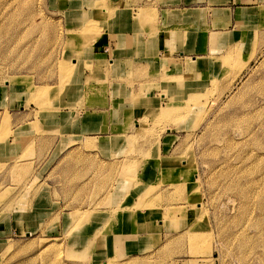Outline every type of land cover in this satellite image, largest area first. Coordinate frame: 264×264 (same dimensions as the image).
Wrapping results in <instances>:
<instances>
[{"label": "rangeland", "instance_id": "obj_1", "mask_svg": "<svg viewBox=\"0 0 264 264\" xmlns=\"http://www.w3.org/2000/svg\"><path fill=\"white\" fill-rule=\"evenodd\" d=\"M129 3L0 0V264H264V6L247 45L200 63L210 69L207 73L197 72L198 63L191 57V70L182 66L175 74L170 70L173 60L165 56L160 71L152 68L146 73L144 93L139 94L137 74L124 73L116 62L111 65L112 91L127 88L138 93L127 91L128 96L117 94L114 100L127 98L139 109L133 122L124 123L113 135L118 140L115 149L106 152L113 159L110 167L98 162L97 174L87 182L98 178V187L105 185L108 169L118 184L114 186L144 189L134 207L162 211V238L149 233L150 238L138 240L140 254L129 253L136 248L132 246L123 258H114L111 249L122 240L114 245L106 237L108 218L98 219L113 217L118 210L109 215L95 210L107 205L106 193L100 198L103 204L95 202V193L86 197L85 209L73 208L65 223L57 214L61 209L51 203L46 222L30 223L32 229H27L26 217H42V209L32 208V203L36 197L41 201L43 177L44 188L55 183L48 168L54 170L77 141L57 144L41 167L44 156L36 159L35 152L43 145L33 150V137L16 134L32 118L33 128L41 132L40 120L64 116V109L87 107L92 90L94 102L103 104L105 80L92 75L99 64L82 60L104 47L114 57L108 29L122 15L147 16L150 22L157 16L155 11L133 10ZM101 71L106 75L107 68ZM83 146L80 156L91 147ZM153 157L156 162L150 161ZM156 167L163 178L146 188L153 176L147 171ZM164 182L171 185L166 193L170 199L157 192ZM83 185L77 187L80 192L89 188ZM50 194L57 200L54 190ZM93 220L98 222L92 224ZM89 238L95 247L87 246Z\"/></svg>", "mask_w": 264, "mask_h": 264}, {"label": "crops", "instance_id": "obj_2", "mask_svg": "<svg viewBox=\"0 0 264 264\" xmlns=\"http://www.w3.org/2000/svg\"><path fill=\"white\" fill-rule=\"evenodd\" d=\"M129 4L128 7L133 8V10H147L151 13L155 11L157 16L151 21L153 26L147 16L122 15L121 21H113L111 28L108 29V34L111 36L109 45H111L112 50L116 53L114 57L111 58L109 53H107V48L104 47L100 49L99 54L82 60L83 63L86 61V63L99 64L97 67L98 71L93 72L92 75L95 80H105L106 88L103 89L105 92L101 91V94L105 95L103 104L98 105V103L94 102L95 99L92 96H95V93L92 90L89 92V101L91 100V103L87 107H75L70 110L64 109L61 111V113H64V116L59 114L51 121L39 119L40 130L41 128L43 129L41 132L35 131L33 128L31 123L34 122V118H32L24 122L21 125V130L19 129L20 134H16L19 137H33L36 143L33 150L38 143L39 145H43L42 147L36 146L41 152H35L36 159H41L44 156L41 167L49 160L57 144H61V142L65 143L70 139L77 141L72 144L76 146L68 151L66 150L58 160L54 170H51L53 167L48 168V172H50L47 175L51 174L56 178V185L54 183L53 186H49L51 187L50 189L57 193L58 198L57 200L51 198L50 189H46L49 186L44 188L46 177H43L40 189L41 196L39 197L41 201L36 197L32 203V208L42 209V217L39 218L36 214L32 219L26 217L24 221H26L27 229H32L31 226H28L30 223L44 224L46 222L44 216H50L48 210L51 203H54L55 207L61 209V211H57V214H59L61 221L65 223L68 220L66 216L69 215V212L73 208L82 209L87 206L82 204L83 201H87L86 197L95 193V202L103 204L100 198H103L104 193H106L104 201L107 205L95 210L97 212L101 211L105 215L114 212L115 208L118 210L115 216L112 215L113 217L109 215L106 218L98 219V221H103L108 218L107 222H104L107 227V230H105L106 237L114 241V245L122 240L119 246L113 250L111 249V255L114 258H116L115 254L123 258V255L128 252L126 249L132 246L136 248H132L129 253H134V250L138 252V249H142L137 247L141 246V241L138 240L150 238L149 233H153L152 237L154 238H162L161 233L164 230V223L163 219L159 220V217L163 215L162 211H158L157 209L145 211L134 207L139 193L142 192L140 190L144 189H139L137 188L138 186L129 188L123 185L114 186L118 184L114 182L112 170L108 171V169H104L106 171L107 182L101 187H98V178L90 180V183L87 182L90 177L97 174L98 162H104L108 165L107 168L110 167L109 164L112 163L113 159L110 154L106 155V152L110 153L114 150L117 144L116 141L118 140V137L113 138V135L119 133L118 130L124 123L133 122L131 119L134 118V114L139 109L138 107H131L127 98V101L124 102L120 101V99L114 100L113 96L117 94L128 96L130 91L131 94L138 93L134 89L127 88L125 90L129 93L127 91L121 93L112 91L113 68H111V65L116 62L119 66L118 69H123L124 73L127 72L126 74L128 75L136 73L138 89L141 90V92L139 90V94L142 93V90L144 93L146 73L151 72L152 68L155 73L158 70L160 71L161 68H158L161 67L160 60L165 56L174 62L170 70H176L175 74H180L181 72L178 70V67H188L184 68V70H191V63L188 60L191 57H195L199 67L200 63H206L211 56L220 57L217 53L234 50L239 45L241 47L247 45V40L252 38V32L259 25V13L262 12L261 7L264 6V1L167 0L162 3L158 0H130ZM168 13L175 15L167 17ZM118 48L121 50V55L117 54ZM103 66L107 68L106 75L102 71L99 72L105 68ZM209 71V68L199 67V71L197 72L207 73ZM83 73L84 76L88 75L86 71H83ZM113 101H116L117 104ZM71 119H74L72 121L74 123L72 124L70 123ZM53 131H62V134ZM112 138L113 140L110 141ZM84 144H90L91 147H85L86 150L83 151L84 155L80 156L79 153H82L80 149H83ZM19 151L15 155L19 156ZM37 153H40V155ZM150 161L156 162V158L153 157ZM144 170L147 169L145 168L142 171ZM149 172H152L153 176L150 178L151 183L146 188L157 186L156 182H159L163 178L157 167L151 169V171L149 169L147 173ZM163 181L164 179L161 182ZM48 182H51V180L48 179ZM82 184H84L83 186H89V188L80 192L77 187H81ZM144 186L146 185L144 184ZM170 186V184L164 182L157 189V192L162 193L163 199H170V195L166 194L171 192ZM140 187L142 186L140 185ZM167 187L169 190L166 189ZM108 193L110 194L109 196ZM113 197H119V199L117 201L109 199ZM163 204L164 202L162 205L160 204L162 208L165 206ZM131 214L134 221L130 216ZM98 221L93 220L92 224ZM138 253L140 254V252Z\"/></svg>", "mask_w": 264, "mask_h": 264}, {"label": "bare ground", "instance_id": "obj_3", "mask_svg": "<svg viewBox=\"0 0 264 264\" xmlns=\"http://www.w3.org/2000/svg\"><path fill=\"white\" fill-rule=\"evenodd\" d=\"M242 14V13H241ZM184 89V88H183ZM166 108V107H165ZM177 109V108H176ZM188 109V108H187ZM175 110V109H174ZM175 111H177V110H175ZM178 111H180V109L178 110ZM89 145V144H88ZM168 163H169V159L167 160V162H163L162 164H160V166L161 167H164L165 165H168ZM247 189V188H246ZM244 190V189H243ZM245 191V190H244ZM246 192V191H245ZM89 240H91V241H89L88 242V244H87V246L88 247H95L96 245H97V243L96 242H94L93 240V238H89ZM97 240V239H96ZM47 250V249H46ZM83 257H85V255L83 256ZM87 259V258H86ZM53 260V259H52ZM95 261H97V260H95ZM52 264V263H51Z\"/></svg>", "mask_w": 264, "mask_h": 264}]
</instances>
